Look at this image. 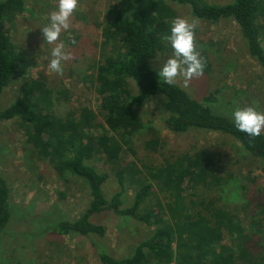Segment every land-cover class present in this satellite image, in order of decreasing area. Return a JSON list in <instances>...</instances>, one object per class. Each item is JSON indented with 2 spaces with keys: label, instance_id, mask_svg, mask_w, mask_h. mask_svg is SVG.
Masks as SVG:
<instances>
[{
  "label": "trees",
  "instance_id": "obj_1",
  "mask_svg": "<svg viewBox=\"0 0 264 264\" xmlns=\"http://www.w3.org/2000/svg\"><path fill=\"white\" fill-rule=\"evenodd\" d=\"M171 1L189 7L194 18L208 24L232 20L249 56L264 71V0H234L226 5ZM26 2L0 0V96L32 63L12 36L16 18L27 11ZM175 16L167 0H133L128 8L113 5L104 23H93L104 37L103 54L91 76L98 113L86 107L63 112V101L70 103L67 91L57 94L33 80L25 84L20 98L0 110V124L17 123L33 160L49 164L60 177L72 175L86 182L91 201L81 217L48 223L44 230L54 236L89 240L100 264H264L263 230L254 219L255 214L264 215V209L235 203V174L223 172L203 151L193 155L172 151L153 166L137 157L136 144L148 128L142 110L151 99L160 98L164 126L172 134H221L237 141L254 160H264V133L249 137L237 131L231 114L218 105V91L199 101L177 83H159L153 64L168 46L165 36ZM210 71V64L205 63L204 74ZM150 131L153 137L144 144L154 157L163 141L155 130ZM111 178L119 191L108 199L103 189ZM129 190L133 191L130 205L125 201ZM11 200V188L0 174L2 245L11 223L20 217ZM250 209L255 210L252 215ZM108 214L134 220L153 233L130 256L117 259L102 245L106 228L98 220Z\"/></svg>",
  "mask_w": 264,
  "mask_h": 264
},
{
  "label": "rangeland",
  "instance_id": "obj_2",
  "mask_svg": "<svg viewBox=\"0 0 264 264\" xmlns=\"http://www.w3.org/2000/svg\"><path fill=\"white\" fill-rule=\"evenodd\" d=\"M167 1L178 16L198 21L195 36L197 48L201 56L206 53L204 62L211 66L209 74L203 73L190 81L188 93L196 100L203 101L218 91V105L229 114L237 107L250 105L264 111V71L249 56L238 26L232 20L216 25L205 23L194 18L189 7ZM205 1L216 5L234 2ZM56 3L57 0H27L26 13L16 18L13 39L32 63L21 70L18 80L0 96V110L21 97L25 84L39 80L57 94L62 90L67 91L70 103L63 101L60 108L63 112L74 107H86L98 113L99 102L91 76L95 61L101 59L103 54L101 43L104 37L101 30L96 31L94 24L104 23L113 5L128 8L133 0H78V9L70 19L68 32H62L55 42L63 43L71 53V58L64 62L62 74L48 68L49 51L55 47V43H43L39 29L47 23ZM72 40L76 41L75 45H72ZM170 54L171 49L167 46L157 58L159 61L154 62V68ZM176 83L183 88L182 79ZM131 87L133 93L137 94L136 86L131 84ZM161 104L160 98H154L142 110V119L148 128L135 147L138 159L153 166V163H162L161 156H168L172 151L192 155L197 151L207 152L223 172L235 174L236 180H232L235 182L233 191L238 193V196L233 194L237 199L235 203L257 207V211L264 209V160H254L237 141L221 134L206 131H192L179 136L172 134L164 126L165 114ZM149 129L155 130L163 141L158 156L153 157L145 150L144 143L153 137ZM0 174L8 181L12 206L20 216H16L9 225L3 245L2 242L0 244V264H15L18 260L22 264L29 261L30 264H100L89 240L76 236L59 237L45 232L48 223L78 220L91 201L90 192L82 179L72 175L60 177L49 164L33 160L27 151L24 134L15 122L0 124ZM103 190L105 197L111 199L119 191L117 181L109 179ZM132 197L133 191L129 190L125 196L128 205ZM158 199L165 202L159 194ZM250 211L251 215L255 212L254 209ZM254 219L263 230L260 234L263 240L264 215L255 214ZM98 222L106 228L102 245L117 259L130 256L135 247L153 233L150 228L134 220L110 214ZM245 224L250 225L248 220ZM262 240L260 242L264 243Z\"/></svg>",
  "mask_w": 264,
  "mask_h": 264
},
{
  "label": "clouds",
  "instance_id": "obj_3",
  "mask_svg": "<svg viewBox=\"0 0 264 264\" xmlns=\"http://www.w3.org/2000/svg\"><path fill=\"white\" fill-rule=\"evenodd\" d=\"M78 9V0H57L56 7L48 15L47 23L39 27L43 43L53 44L62 32H68L70 19ZM198 21L182 16L172 18L165 40L171 54L153 70L161 84L172 86L182 79L184 89L189 88L190 81L203 75L205 62L198 51L195 36ZM76 44L75 40L71 41ZM48 68L58 74L64 71V62L71 58L63 43H55L49 51ZM158 60V59H156ZM159 61V60H158ZM231 122L235 129L249 137H258L264 131V111L255 106L237 107L231 112Z\"/></svg>",
  "mask_w": 264,
  "mask_h": 264
}]
</instances>
